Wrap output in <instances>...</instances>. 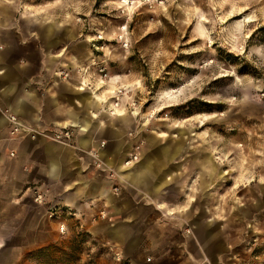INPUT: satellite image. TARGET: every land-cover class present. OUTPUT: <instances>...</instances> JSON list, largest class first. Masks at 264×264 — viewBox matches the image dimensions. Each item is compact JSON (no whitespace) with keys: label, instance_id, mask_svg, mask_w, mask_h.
Returning <instances> with one entry per match:
<instances>
[{"label":"rangeland","instance_id":"obj_1","mask_svg":"<svg viewBox=\"0 0 264 264\" xmlns=\"http://www.w3.org/2000/svg\"><path fill=\"white\" fill-rule=\"evenodd\" d=\"M9 22L30 45L43 43L40 31L46 26L59 45H75L70 69L86 65V90L80 91L101 96L98 105L86 103L96 115L90 140L100 147H86V156L116 143L108 135L111 129H118L124 149L132 145L130 153L135 151L137 159L148 148V136L160 145L181 143L162 198L184 205L187 213L196 205L203 219L199 236H208L209 248L224 242L227 253L219 264H264V178L257 179L264 176V0H0V29ZM116 109L124 114H113ZM99 120L101 126L95 127ZM201 154L230 174L219 180L204 161L198 164L200 194L172 193L194 177V164L179 161H194ZM110 166L105 179L115 201L128 203L126 211L94 213L88 226L67 219L66 232L60 233L44 211L47 205H41L29 217L37 225L23 231L27 242L8 245L0 264H120L115 252L126 260L119 244L105 235L106 227L94 229L97 220L131 219L133 191ZM154 166L158 170L161 165ZM244 169L256 177L246 182L249 172L236 182ZM147 199L141 195L138 201L146 205ZM146 207L139 211L142 242L154 233H183L182 227H167L181 221L178 210L154 216ZM153 220L162 229L149 227Z\"/></svg>","mask_w":264,"mask_h":264},{"label":"crops","instance_id":"obj_2","mask_svg":"<svg viewBox=\"0 0 264 264\" xmlns=\"http://www.w3.org/2000/svg\"><path fill=\"white\" fill-rule=\"evenodd\" d=\"M14 26V22H9L8 28L0 29V213L19 215L0 216V254L4 256L7 246L11 243H26V234L23 231L37 225L36 222L31 223L33 221H30L29 217L32 212L41 211L42 206L35 205L32 200L29 192L32 185L50 188L46 195L47 206L52 204L67 208L71 212L54 217L57 225L61 221L67 225V219H78L82 226H88L90 216L94 213L106 211L114 214L126 211L128 203L126 206L125 202L115 201V194L111 192V186L105 179V168L115 165L123 186L130 187L133 191L131 219L103 224L97 220L98 227L94 229L102 231V228L106 227L105 235L119 244L126 261L131 264H219L227 253L224 252V242L218 241L214 247L209 248L206 243L208 236H199L198 229L203 224V219L196 205L187 213L184 205L180 206L174 201L169 202L170 200L162 198L167 194L163 187L167 185L175 168L171 165L178 163L174 158L178 157L184 145H166L165 141L160 145L154 136H148V148L141 159L126 163L132 145L129 144L130 150L124 149V142L118 138V129H111L108 135L116 137V143L102 149L100 153L97 152L96 157L86 156V147L100 149L98 143L90 140V122L96 115L89 110L86 103L98 105L101 96L94 90L80 91L83 88L75 86L74 75L67 79L55 75V71L61 68L74 67L72 64L77 52L75 45L69 41L59 45V39L53 35L50 26L40 31L42 44L30 45L25 41V34L14 29ZM57 44L56 50L53 51L52 46ZM5 108L34 127L49 128L55 124H72L81 127L83 132L76 135V147L62 145L38 135L12 137ZM101 122L95 127L101 126ZM92 145L96 146L91 147ZM11 151L14 152L13 156H10ZM201 156L194 158V161L189 158L185 162L179 161L185 165L194 164V177L190 178L188 186L186 183L184 187L174 188L172 193L177 191L178 195L191 196L200 194L198 173H201L202 167L198 164L204 161L210 165L211 172L219 180L230 174L231 170L224 171L213 157L202 154ZM98 163L101 164L100 167ZM155 163L161 165L158 170L154 166ZM246 170L237 172L236 182L240 181V176L249 172V176L244 178L246 182L256 177L255 174L252 175L251 170ZM262 178L264 176L257 177L258 180ZM141 195L148 197L146 205L139 203ZM156 196L159 198H154ZM47 206H44L45 212ZM144 207L149 213L153 212L154 216L161 215L160 211L164 212L163 210L168 214L178 210L181 221L176 225L171 223V227H167H182L185 232L173 237L158 236L154 233L149 241L142 242L141 229L144 221L140 220L139 211ZM187 214L189 216H186ZM147 224L155 230L162 229L157 220H153V224L148 221ZM16 229L22 231L15 234ZM141 251L147 252L148 255L143 256ZM145 257H149L150 261H146ZM206 259L210 263L205 262Z\"/></svg>","mask_w":264,"mask_h":264},{"label":"built area","instance_id":"obj_3","mask_svg":"<svg viewBox=\"0 0 264 264\" xmlns=\"http://www.w3.org/2000/svg\"><path fill=\"white\" fill-rule=\"evenodd\" d=\"M55 75H58L63 79H67L69 77H72L73 75H78L77 87L83 88L82 90H86V65L77 66L74 72L73 69L70 68H61L58 71H55ZM4 112L6 113V117L9 121L10 135L13 137L20 135H29L30 137H35L36 135H38L54 142L60 143L62 145L76 147V144L74 143L76 135L78 132H83V130L80 129L81 127L72 124H55L53 127L49 128H39L37 126L34 127L22 121L20 118H18L16 114L12 113L10 109L5 108ZM10 154V156H13L14 152L11 151ZM137 158L138 156L136 155L135 151L131 152L129 154V159L126 161V163L135 162ZM97 165L99 167L101 166L100 163H98ZM114 189L116 190L117 188ZM29 192L31 193L32 200L35 204L46 205V195L50 192L49 187L32 185L29 187ZM46 211L49 218H54L58 214L62 213L67 215L71 213L67 208L52 206V204H48V206L46 207ZM57 228L60 233H65L67 226L63 221H61L58 223ZM114 259L120 264H128L127 261L123 258V256L117 252H115L114 254Z\"/></svg>","mask_w":264,"mask_h":264},{"label":"bare ground","instance_id":"obj_4","mask_svg":"<svg viewBox=\"0 0 264 264\" xmlns=\"http://www.w3.org/2000/svg\"><path fill=\"white\" fill-rule=\"evenodd\" d=\"M119 110V111H118ZM116 109V111H114V112H112L113 114H117V115H119V113H121V111H120V109ZM92 156H95L96 157V155H92Z\"/></svg>","mask_w":264,"mask_h":264}]
</instances>
